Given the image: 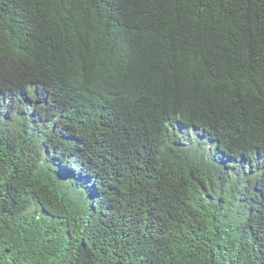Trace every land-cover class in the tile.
<instances>
[{
  "label": "trees",
  "instance_id": "trees-1",
  "mask_svg": "<svg viewBox=\"0 0 264 264\" xmlns=\"http://www.w3.org/2000/svg\"><path fill=\"white\" fill-rule=\"evenodd\" d=\"M0 264H264V0H0Z\"/></svg>",
  "mask_w": 264,
  "mask_h": 264
},
{
  "label": "clouds",
  "instance_id": "clouds-1",
  "mask_svg": "<svg viewBox=\"0 0 264 264\" xmlns=\"http://www.w3.org/2000/svg\"><path fill=\"white\" fill-rule=\"evenodd\" d=\"M203 146H206L207 147V150L206 151H203V152L206 153V154L210 153V146H211L210 141H207L206 143H203L202 144V146H201L202 150H203ZM234 164L239 165L240 162L235 161Z\"/></svg>",
  "mask_w": 264,
  "mask_h": 264
},
{
  "label": "rangeland",
  "instance_id": "rangeland-1",
  "mask_svg": "<svg viewBox=\"0 0 264 264\" xmlns=\"http://www.w3.org/2000/svg\"><path fill=\"white\" fill-rule=\"evenodd\" d=\"M207 150V147L206 146H203V151H206Z\"/></svg>",
  "mask_w": 264,
  "mask_h": 264
}]
</instances>
